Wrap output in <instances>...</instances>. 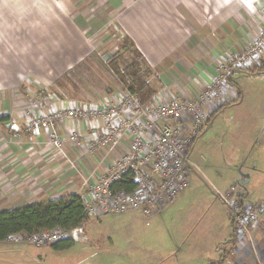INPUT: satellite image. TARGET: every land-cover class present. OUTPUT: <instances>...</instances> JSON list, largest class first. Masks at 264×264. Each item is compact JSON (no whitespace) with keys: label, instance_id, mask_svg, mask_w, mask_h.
<instances>
[{"label":"crops","instance_id":"0c3cea01","mask_svg":"<svg viewBox=\"0 0 264 264\" xmlns=\"http://www.w3.org/2000/svg\"><path fill=\"white\" fill-rule=\"evenodd\" d=\"M13 2L20 6L17 11L21 12L14 17L26 23L23 31L15 34L14 48L18 55L13 59L14 68H20L19 59L24 55L25 65L31 73L21 80V85H29L33 91L38 86L56 85L63 75L89 58L95 51L93 39L102 37L105 42L109 41L116 23L119 34L131 39L135 49L156 73L163 86L158 95L176 98V92H170L169 87L179 79H192L197 86L212 79V67L217 56L213 48L206 46L207 31L210 30L208 24L216 28L224 24L229 31L221 26L223 32L217 31L219 40L228 49L231 39L235 42V51L241 49L236 42L246 31L241 25L243 3L241 5L234 0H218L221 8L209 14L205 9L200 16L197 14L198 6L206 5L207 0ZM211 3L213 5L214 0ZM229 20L236 26L228 24ZM30 89H27L28 95H6L2 91L0 96V116L9 117V120L0 122V211L76 194L81 186L79 174L48 141L47 132L24 133L25 120L31 111L22 104L31 97L35 98V95L29 96ZM61 101L55 98L53 104L59 106ZM75 102L82 108L86 106L80 98ZM213 119L207 130L211 129ZM51 131L65 140V150L73 156L78 151L86 153L93 140L103 133L104 127L101 120L90 126L82 120L75 123L62 120L54 123ZM74 134L79 135L75 142L72 139ZM193 147L194 142L190 159ZM100 156V152L99 155L87 153V165L96 166ZM253 171L257 173L254 176L253 173L242 172L241 178L236 176L238 180L227 188L228 191L237 183L244 192L245 203L262 206V214L252 230V242L237 229L228 207L217 196L215 185H211L208 176L193 170L188 188L153 215L158 226H165L167 238L158 237L161 234L159 227L151 240L123 242L110 239L112 249L105 254L98 251L97 256L99 243L86 236V227L84 240L60 252L51 246L38 248L25 240L14 242L5 239L0 241V264H90L93 257L92 264H103L104 260L110 264H264V168L256 164ZM105 172L106 168L101 165L98 175ZM245 174L249 175L248 183L242 182L246 179ZM252 180L255 183L254 201L247 199L250 195L247 185ZM33 249L40 253L35 255Z\"/></svg>","mask_w":264,"mask_h":264},{"label":"rangeland","instance_id":"374dc122","mask_svg":"<svg viewBox=\"0 0 264 264\" xmlns=\"http://www.w3.org/2000/svg\"><path fill=\"white\" fill-rule=\"evenodd\" d=\"M217 1L214 0L212 5L211 0H207L206 5H199L197 14L200 16L205 9L208 10V14L216 10L220 7ZM234 1L240 2L241 5L243 3V8H241V20L243 22L241 25L246 31L241 36V40L236 42L241 49L238 48V51H235L233 48L235 42L231 39V46L227 47L228 49L222 46L223 43L220 42L217 31L223 32L222 27L229 31L223 24L225 22L222 23V27L218 28L208 24L210 30L207 31L209 37L206 46L213 48L217 56L212 67V79L198 86L192 79L190 81L179 79L175 85L169 87L170 92H176V98L183 100L196 98L214 90L212 97L209 98L210 104L209 108L206 109L205 120L208 121L213 114H217L210 130L205 128L200 135H198L200 131L195 134L189 133L193 139L198 135V138L194 139L191 160L201 168L203 176L204 173L208 176L212 181L211 185H215L223 193L230 191V189L227 191V188L234 180L235 182L238 180V178L235 179L236 176L241 178L242 172H250L254 176L257 174L253 171L256 164L259 168H264V71L258 70L264 64V0ZM231 3L233 2L231 1ZM232 8L235 9L233 6ZM18 9L20 6L16 5L13 0H0V96L2 91L6 95L19 93L28 95L27 89L31 88L29 85H21V80L25 79L28 73H31V70L25 65L24 55L19 59L20 68L18 70L14 68L13 62L14 57L18 55L15 54L14 48L15 34L17 31H23V25H26L25 22L14 17L15 14L21 13L17 11ZM229 23L231 26L233 24L236 26L232 20H229ZM115 26L111 29L112 37L109 41L105 42L102 37L93 39L95 51L89 58L63 75L57 80L56 85L38 86L36 91L31 88L32 91L31 94L29 92V96L35 95V98H29L28 102L22 105L31 112L39 108L44 114L46 110L51 109V107L47 108V104H49L47 100L54 103V99L59 98L69 101L73 107L79 109L83 106L81 107L75 100L80 98L85 101L86 112H90L91 108H97L107 114L101 117L102 125L105 128L107 125L106 117H110V111L116 110L122 97L130 91L128 85L131 84V79L127 78L123 82L116 69L119 68L120 72L124 73L128 65L137 61H139L137 66H133L134 72L139 77H143L145 83L149 84L156 93L146 101H142L137 94L135 95L143 103L158 104L157 96L159 90L163 88L160 80L144 59L138 60L133 52L135 48L132 47L129 50L121 48V43L125 37L123 38L119 34L116 23ZM231 26L229 25V27ZM198 31L196 29L197 33H199ZM229 33L231 34V32ZM257 42L259 43L258 46H256ZM197 57L200 58L199 55ZM239 95L240 101L231 103ZM161 98L165 102L169 100L167 97L164 98L163 94H161ZM171 98L173 99L172 96ZM42 102L45 104H41ZM103 105L106 109L102 108ZM224 105L226 106L220 110ZM59 108L58 111L61 112ZM128 114L130 115V113ZM124 118L127 119L128 115ZM189 126L192 128L193 124ZM23 131L32 134L26 127ZM102 152L100 151V153ZM201 179L203 178L201 177ZM254 184L252 180L247 185L250 192L247 199L250 201L255 199L253 196ZM234 185L238 186L237 183ZM85 227L86 236L96 239L99 243L96 256L98 251L105 254L110 250L112 247L110 239H121L120 241L123 242L132 239L151 240L155 238L154 231L158 230L159 227L161 236L158 237L167 238L169 236L168 231L164 230L165 226H158L155 217H146L140 211L108 214L102 217L91 216ZM33 253L37 255L40 251L33 249ZM91 262L90 264H92ZM48 264L63 263L49 262ZM103 264L110 263L104 260Z\"/></svg>","mask_w":264,"mask_h":264},{"label":"built area","instance_id":"2783aa9c","mask_svg":"<svg viewBox=\"0 0 264 264\" xmlns=\"http://www.w3.org/2000/svg\"><path fill=\"white\" fill-rule=\"evenodd\" d=\"M213 93L214 90L189 100L169 98L167 102L158 95V104H147L128 91L117 104V109H112L110 117H106L107 125L103 133L93 140L86 153L78 151L73 156L65 150V140L57 132L51 131L53 124L62 120L69 123L82 120L89 126L97 125L106 113L97 108H91L90 112H86L85 107L76 109L65 100L55 106L47 100V108L51 107L48 113L43 114L37 108L29 114L25 127L32 133L47 132L48 141L79 174L81 186L76 194L80 195L90 217L128 211H140L144 216L151 217L188 188L193 170L201 172L189 156L192 140L198 135L193 139L189 133L195 134L206 126V109ZM102 108L106 109L104 105ZM126 115L127 119L124 118ZM190 124H193L192 128ZM78 137L77 134L73 135L74 142ZM100 151L103 152L96 166H88L85 160L87 153L99 155ZM101 165L106 172L100 176L98 171ZM126 173L132 174L136 188L132 192L113 191L112 183ZM214 189L228 207L237 229L252 242V230L262 214V206L245 203L244 192L236 185L228 193L216 187ZM85 237V226L80 225L70 231L57 227L32 235L17 233L7 239L14 242L25 240L40 248L65 238L79 243Z\"/></svg>","mask_w":264,"mask_h":264},{"label":"trees","instance_id":"16d2710c","mask_svg":"<svg viewBox=\"0 0 264 264\" xmlns=\"http://www.w3.org/2000/svg\"><path fill=\"white\" fill-rule=\"evenodd\" d=\"M135 48L133 42L128 37H125L121 43V48L129 50ZM138 60L143 57L135 49L133 51ZM137 62L128 65L124 73L117 68V73L121 76L123 82L127 78L131 79V84L128 89L131 93L137 94L142 101H146L149 97L154 95L156 91L145 83L143 77H139L133 70V66H137ZM260 72L264 71V64L259 67ZM240 94V91H238ZM240 97L234 102H239ZM230 103V104H231ZM224 105L220 110H222ZM219 110V111H220ZM218 111V112H219ZM217 113L213 114L207 121L206 126L199 132L200 135ZM9 120L8 116H0V122ZM197 138V137H195ZM195 140H193L194 142ZM242 186V184H241ZM136 188L131 173L124 174L119 180L114 181L111 185L113 191L132 192ZM90 220V216L86 212L85 205L78 194H71L59 199L49 200L42 203L30 204L19 207L10 211H0V241H4L9 236L17 233L32 235L45 229H53L60 227L66 231H70L80 225H85ZM75 242L70 238H65L56 241L52 245L55 251H65L74 246Z\"/></svg>","mask_w":264,"mask_h":264},{"label":"water","instance_id":"95a60500","mask_svg":"<svg viewBox=\"0 0 264 264\" xmlns=\"http://www.w3.org/2000/svg\"><path fill=\"white\" fill-rule=\"evenodd\" d=\"M245 180H242V182L244 183H248L249 182V175L245 174Z\"/></svg>","mask_w":264,"mask_h":264}]
</instances>
